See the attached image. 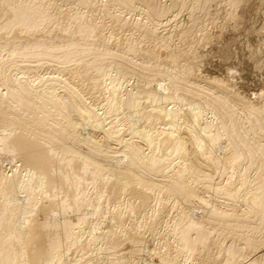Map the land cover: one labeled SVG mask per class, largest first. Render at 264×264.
<instances>
[{
  "label": "bare ground",
  "instance_id": "6f19581e",
  "mask_svg": "<svg viewBox=\"0 0 264 264\" xmlns=\"http://www.w3.org/2000/svg\"><path fill=\"white\" fill-rule=\"evenodd\" d=\"M263 36L264 0H0V264H264Z\"/></svg>",
  "mask_w": 264,
  "mask_h": 264
},
{
  "label": "rangeland",
  "instance_id": "374dc122",
  "mask_svg": "<svg viewBox=\"0 0 264 264\" xmlns=\"http://www.w3.org/2000/svg\"><path fill=\"white\" fill-rule=\"evenodd\" d=\"M260 11H259V13L257 12L256 14H254V13L250 14L249 18H250V20L252 22V25H253V23H254V25L258 24V22L260 20V17H261L260 16V14H261ZM241 40L242 41L244 40V41L241 42ZM255 40H256V36L252 35V33H247V34H245V33L243 34L242 33L238 37L236 43L238 45H242V46H244L246 43H247V45L248 44L254 45ZM260 67H262V66H260ZM237 72H239V73H237ZM237 75H239V77H237ZM262 77H264V66L262 67V70H261V68H257L256 70H251V71H249V73H245V74H244L243 71L237 69L235 71V73H234L233 79H235V81H237L239 83H242V85H244V87H247L248 92H249L251 90H255V88L259 86V83H263L264 82V79H263V82H262ZM148 246L152 247L151 242L148 243ZM89 253H87V255H85V257L91 256V255L93 256L92 253H95L96 255H94V257H92V258H95V256H97V254H99L98 256H100L102 252L99 251V250H94L91 254H89ZM136 264H138V262ZM139 264H143V263L139 262Z\"/></svg>",
  "mask_w": 264,
  "mask_h": 264
}]
</instances>
